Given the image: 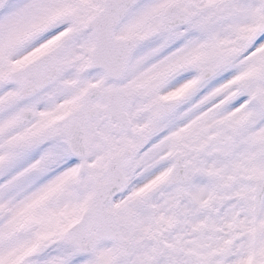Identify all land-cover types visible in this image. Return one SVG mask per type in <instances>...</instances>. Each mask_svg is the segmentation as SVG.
<instances>
[{
	"label": "snow or ice",
	"instance_id": "obj_1",
	"mask_svg": "<svg viewBox=\"0 0 264 264\" xmlns=\"http://www.w3.org/2000/svg\"><path fill=\"white\" fill-rule=\"evenodd\" d=\"M0 264H264V0H0Z\"/></svg>",
	"mask_w": 264,
	"mask_h": 264
}]
</instances>
